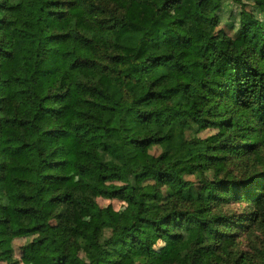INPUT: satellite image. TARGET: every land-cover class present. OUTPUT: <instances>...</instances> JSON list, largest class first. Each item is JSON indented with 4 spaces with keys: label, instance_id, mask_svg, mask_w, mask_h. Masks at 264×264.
Instances as JSON below:
<instances>
[{
    "label": "trees",
    "instance_id": "1",
    "mask_svg": "<svg viewBox=\"0 0 264 264\" xmlns=\"http://www.w3.org/2000/svg\"><path fill=\"white\" fill-rule=\"evenodd\" d=\"M227 1L0 0V264H264V0Z\"/></svg>",
    "mask_w": 264,
    "mask_h": 264
},
{
    "label": "rangeland",
    "instance_id": "2",
    "mask_svg": "<svg viewBox=\"0 0 264 264\" xmlns=\"http://www.w3.org/2000/svg\"><path fill=\"white\" fill-rule=\"evenodd\" d=\"M227 6L224 4L221 8H222V16H223V21L220 25V28H225V24L229 18V9L230 8H233L234 11H237L238 9V5L234 4V2L232 0H228L227 1ZM228 4L230 5V7L228 8ZM202 5V8L204 9V11H210L212 9H216V8H219L220 5L218 4H211L209 2H206V1H202L201 3ZM224 9V10H223ZM188 11V4H185L182 8H180L177 12L178 13H181V14H186ZM229 33H231L230 31H228ZM216 131H213V130H206V131H203V132H199L198 133V136L201 137V138H213L215 137L216 135ZM67 141V140H66ZM151 153L159 160V162H163L165 161V158H163V156L161 155V150L158 148V147H154L152 150H151ZM23 158H19L17 160H15V164H18V163H22ZM75 163L76 161H72L69 163L68 165V168H67V174L69 176L68 180L66 181V185L71 187L72 189L74 190H78L79 187H78V176L76 174V171H75ZM15 174H18V172H14ZM190 179V178H189ZM192 179V178H191ZM81 194L84 195L86 198L88 199H91V200H94L96 202L99 203V205L103 208H106L109 212V214L113 217V218H117L119 216V214L124 210L125 208V204L118 201V200H108V199H105L101 196H96V195H93L85 190H80ZM241 211V209L239 210ZM240 214V212L238 213ZM72 216L74 218H81V219H84V220H88L92 225L94 226H97V227H100L102 222H103V219L100 218V217H94L92 216L88 211H83L79 208H74L72 210ZM192 238H200V240H204L205 237L200 234V233H194L192 234ZM248 241H249V238L247 239H243L242 240V245H241V249L243 250H247V245H248ZM23 240H15L14 242V256L15 258H21V252H20V247L22 246L23 244ZM163 244H159L156 246V249L158 251H161L163 249ZM171 257H174V254H170V253H167L163 258H171ZM3 264V263H2Z\"/></svg>",
    "mask_w": 264,
    "mask_h": 264
}]
</instances>
